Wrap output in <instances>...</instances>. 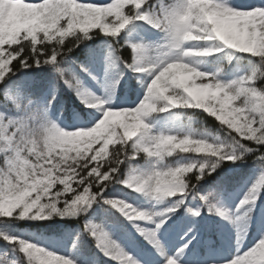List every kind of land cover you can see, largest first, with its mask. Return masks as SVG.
<instances>
[{"label": "trees", "instance_id": "16d2710c", "mask_svg": "<svg viewBox=\"0 0 264 264\" xmlns=\"http://www.w3.org/2000/svg\"><path fill=\"white\" fill-rule=\"evenodd\" d=\"M51 2L55 3L56 0H51ZM78 2L109 3L111 0H71V3L78 4ZM217 2H224V0H217ZM18 3L14 8L17 11L23 10L25 17L31 19L36 18V13L40 10L39 6L45 1L35 4H25L23 1ZM128 3L129 0H118L117 9L104 11L95 21L82 16L77 10L74 14L75 18L71 21L73 28L82 29L83 32L85 29L88 31L100 24L103 16L121 19L122 8ZM176 3L177 0H145L141 8L155 15H162L164 11L171 10ZM230 3L246 6V0H230ZM135 11L133 9L129 13L133 19L116 35L94 29L87 35L78 32L68 38L65 37V42L61 47L71 50L66 54L62 53L57 58L58 66L65 70L63 77L56 71V65L50 63L33 64L31 67H21L19 70L5 74L4 79H7L8 84L0 86V113L5 115L6 120L0 119V123L4 122L6 129L4 133L0 131V135H3L0 138V144L7 139L5 145H9L10 153L15 154L16 157L9 166H4L3 155L0 156V202L8 200L9 208H22L26 205L51 206L53 204L62 208L63 200L71 199L73 192H76L78 197H82L83 201H75V206L79 208L75 215L54 214L43 220L30 217L20 218L16 215L0 217V233L3 234L0 235V264H30L29 257L21 251L18 240H25L54 254L58 253V256L72 260L73 264H121L120 260L107 254L104 248L98 247L97 238L85 230V224L105 228L104 232L107 233L108 238L115 241L131 257L141 254L145 248L132 236H128L125 218L117 212L115 207L105 202L108 199H117L148 212L144 208H139L140 199L125 187V183L120 182L129 174L138 173L140 181L150 179L153 187L157 181L159 185L174 182L175 187L176 183L195 184L194 188L188 187L183 193L178 192L167 197L164 208L173 209L172 217H174L175 215L189 216L191 212L188 209H194L197 202H201L204 208H208L200 199L201 195L212 193L213 199L216 200L222 192H228L244 184H256L264 171L257 159L259 153L264 152V142L249 140L259 136L260 128L264 127V60L235 50H222L201 61L185 58L195 62L199 70L209 72L223 82L247 74L252 79H246L243 87L257 90L256 95L249 91L247 96L241 95L239 99L231 101L223 97L221 92L213 96L207 105L215 112L217 119L202 110L187 107L176 109L175 112H178L176 115L181 117L184 122L181 125L184 127L167 132L164 136L189 135L192 139H205L215 144V148L211 151L216 152L217 155L223 150L225 152L231 150L239 154L241 149L236 143L247 145L252 149L240 159L220 160L214 170L206 171L198 181L196 180L198 169H195L197 164L202 161L214 162L219 160V157L183 152L179 149L169 153L170 145H163L158 149L155 138L160 136V131L157 124L164 118L163 113L168 108L163 111L145 110V116L139 118L141 128L137 132L138 135L144 136L143 139L129 138L125 135L126 126L131 127L138 123L135 112H128L123 117L112 120L110 122L113 129L111 133H108L107 126L94 130L72 131L76 128H90L85 127L81 119L88 118L93 110H97L99 119L101 118L103 113L100 108L86 107L81 99L84 96L88 99L97 97L106 100L100 93V84L107 88L112 85V91L119 92L118 97L115 98L119 101L121 94L122 98L130 100H142L146 95L148 86L146 74H141L134 67L129 66L135 64V48H132V45L141 44L139 38L143 35L141 32L142 19L135 18ZM63 26L64 20L62 19L61 23L56 25V30L48 29L49 34L45 37V30L38 26V21L27 27L11 29L0 19V38L4 40V43L0 45V50L3 51L0 57H3L7 51L6 44L12 47L17 44V40L20 43L21 38L27 40L25 37H30L32 30H35L37 34L35 44L44 43V40H47L49 43L47 46L51 47L54 44L52 41L60 42L59 30ZM22 33L23 36H21ZM148 33L152 36H162L167 32L163 28H157V32ZM77 37H80L79 43L73 45L72 42L77 40ZM185 44L187 47L204 46V43L197 44L195 41H188ZM23 47L28 48L29 45L25 44ZM15 57L16 54L13 53L8 62L11 63ZM143 59L145 67L152 62L148 58ZM88 77L95 78L96 83L91 84L90 79L87 80ZM65 79H69L70 84L65 83ZM206 79L212 80V77ZM190 80L193 78L190 77ZM0 85H3V80ZM15 85H21L26 97L32 98L38 104L47 103L49 98L54 96L55 99L48 106V112L39 118L33 115L31 118L23 117L7 121V119H16L20 115L10 98ZM194 85L197 83L193 80L191 84L185 86ZM78 92L80 95L77 94ZM139 103L137 102V105ZM110 106L124 107L119 104L112 105L110 101L102 107ZM161 107H163L162 104ZM240 108L244 111H238ZM227 109L233 110V116L230 119L227 117L229 112ZM52 119L68 131L58 133L53 127ZM231 120H235L237 124ZM117 129H119L118 132ZM142 131L144 135L141 134ZM30 148H36L37 151L50 150L48 161L38 163L35 156L29 153ZM145 148L151 152L159 151L160 156H149L143 152ZM136 151H140L137 158L125 160L136 154ZM24 159L29 162L27 165L22 163ZM189 164L195 166L192 172L176 171L178 167H188ZM115 169H117L114 174L116 178L102 182L110 179V173ZM101 170H104V175L97 181L95 177L100 176ZM89 176L93 179L89 180ZM85 180H89V183L81 189V184ZM100 182L105 184L101 196L93 200L90 205H84L88 200L94 199L93 192L97 191L95 187L92 190L91 185ZM149 194L157 195L151 190ZM259 195L260 202L264 203V184L260 187ZM196 217L200 225L210 223L204 213ZM66 226H72L73 230L66 233L64 231ZM114 226L119 229L113 230ZM210 226L211 224L205 225L203 228L206 234L211 232ZM61 235H64L65 239L63 247H59L58 243V236ZM5 237H16L17 240L11 242ZM35 255H38L40 259H36ZM31 260L35 264H50L48 261H52V258L44 252L34 254Z\"/></svg>", "mask_w": 264, "mask_h": 264}, {"label": "clouds", "instance_id": "9594fccd", "mask_svg": "<svg viewBox=\"0 0 264 264\" xmlns=\"http://www.w3.org/2000/svg\"><path fill=\"white\" fill-rule=\"evenodd\" d=\"M137 8L141 6L143 0H129ZM0 7H7V5H0ZM36 13L38 26L43 28L45 37L48 36V29L52 28L56 30V25L64 20V26L59 30L60 44H64L65 37H70L76 33H81L83 30H76L73 28L71 21L75 18L74 14L77 10L80 11L82 16L89 17L95 21L99 15H102L104 9L94 5H83L71 3V0H56L52 3L51 0H45L44 4L39 6ZM142 19L148 21L151 24H155L159 27L160 21L158 18L150 19L147 14H143ZM127 17L123 19L117 18L118 23H108L109 17L103 16L102 22L96 27L103 33L116 35L123 28L127 22ZM94 29H89L88 32ZM115 30V32H113ZM167 34L170 40L169 49L176 50L174 58L168 60L157 68L158 61H152L145 68L144 64H137L135 67L140 72H153L155 73L147 86L146 95L140 101V103L134 108L124 107H102L107 101L97 97H90L87 100L82 101L88 107H97L102 111V116L96 123L90 128H76L72 131H85L94 130L101 127H108V133H111L113 129L110 126V122L114 119L123 117L128 112H135L138 123L131 127H125V135L129 138L136 136L137 132L141 128V122H139V113L145 110H155L156 104H162L165 108L172 106L191 107L203 110L204 112L211 114L216 119L214 111H206L199 107L198 96L203 94L205 89H217L221 92L223 97L227 100H237L241 95L247 96L249 91L253 95L257 94L256 89H245L243 84L246 79H252L247 74L241 75L236 79L228 82H223L216 79L214 75L209 72L201 71L196 66V63L190 59L185 58H198L208 57L213 53H220L223 49L235 50L239 53L248 54L250 56L258 57L260 60H264V7H246L242 4H232L230 0H224V2H217V0H177L176 5L170 10L167 19ZM26 39L30 38L35 44L37 42V34L35 30L31 31V35L26 36ZM80 37H77L79 40ZM210 42L211 46L206 47H183L185 42ZM19 42L18 40L16 41ZM4 43V40L0 38V45ZM3 55V51L0 50V56ZM9 63V62H8ZM0 69H5V61L0 59ZM10 70V69H5ZM185 74L190 75L193 80L200 86L198 93H191L187 87L179 82L178 78ZM207 77H212V80H207ZM189 80V84L193 82ZM214 81V82H213ZM152 90L156 93L153 97H148V90ZM164 108H161L163 111ZM238 111L243 112L244 109L240 108ZM54 129L58 133H65L66 129L60 127L56 120L52 119ZM119 129H117V132ZM106 133V135L108 134ZM163 145H170L168 151L179 149L183 152H195L199 154H206L216 156L217 153L211 151L215 148V144L210 143L205 139H192L189 135L177 136L168 135L167 142L165 144H157V148H161ZM207 150V152H206ZM29 153L35 156L36 161L47 162L50 157V150L37 151L36 148H30ZM160 154L159 151H157ZM226 159H232L226 157ZM205 164H201L200 168L203 169ZM22 163L27 165L29 162L24 159ZM43 166V165H41ZM35 167V165H33ZM195 166L186 167L180 166L177 168V172L192 171ZM127 184L128 181H125ZM132 187V185H130ZM182 184L176 183L175 191H180ZM172 194H174V192ZM118 203H123L118 201ZM69 210L66 206V209ZM63 211L55 204L33 206L26 205L22 208L10 207L5 208L0 206V217H12L14 215L20 218H39L41 220L50 218L54 214L59 215ZM5 239L17 240L16 237H5ZM21 251H23L30 259L34 254H42L46 250L35 244L29 243L25 240H19ZM261 242H258V244ZM258 250H264V244Z\"/></svg>", "mask_w": 264, "mask_h": 264}, {"label": "rangeland", "instance_id": "374dc122", "mask_svg": "<svg viewBox=\"0 0 264 264\" xmlns=\"http://www.w3.org/2000/svg\"><path fill=\"white\" fill-rule=\"evenodd\" d=\"M259 1L264 4V0ZM2 8L3 7H0V10H2ZM15 12V15H9L8 17L1 19L7 27L14 29L34 23V20L27 19L24 13L23 15H20V10L17 11L15 9ZM169 44L170 42L159 43L154 47H151V42L142 43L141 47L136 49V65L142 64V57L146 55L159 60L161 65L174 58L176 50H170L168 46ZM178 80L179 82L187 85L189 84V75L185 74L184 76L179 77ZM199 87L200 86L197 84L194 86H188L187 89L189 92L195 94L199 92ZM218 93L219 90L215 88L205 89L203 94L198 96L197 102L199 107L211 112V108H209L206 103ZM169 107L172 109L183 106L170 105ZM228 110L229 112L227 113V117L230 119L231 116H233V110L227 109V111ZM96 117L97 113L94 112L89 119V123L93 124ZM175 121V117L169 116L162 122V127H172ZM231 121L237 124L235 120ZM3 128L5 129L6 127L4 122H1L0 131L3 132ZM2 136L3 135L1 134L0 138H2ZM5 140L7 139H4V143L0 144V155L5 154V164H9L15 159L16 155L10 153V147L9 145H5L7 142ZM128 178L132 187H129L127 184H125V186L129 190L135 192L137 197L146 194V191L136 190V185L138 183H144L140 181L138 173L129 174ZM175 188L174 182L160 185V189L163 191ZM251 188L252 187L237 189L236 191L229 193L227 196H222L216 203V207L218 209L226 212V216H221L216 213L218 222V237L216 240L207 239L206 237L203 238L204 236L201 233H196L193 230L196 226V221L194 220L188 219L183 224L181 223L182 218L180 216L171 220V218H169V214H171L172 211L170 209L161 210L163 204L166 202V196L155 198L153 201L147 197L143 199L145 202H139V206H144L143 204H145L146 207L149 205L152 206L150 213L153 211L155 215L147 212L152 216L151 220H129L116 207V210L126 218L131 233L137 236V238H142L148 247L147 251L142 256L133 258L138 262V264H166L168 259L176 260V264H231V261L235 259L237 255H243L245 252L253 248L261 239H264V207H258L257 205L256 200L258 199V194L256 193L255 199L238 207L241 200L244 199ZM258 190L259 188L257 189V192ZM0 206L9 208L10 205L8 200H3L0 202ZM195 209H199V211H201V205L198 204ZM160 219H165V224L156 231V239L159 241L157 245L150 242L146 233L155 229L156 223ZM169 221L171 224H169ZM140 228L145 230V234L140 232ZM86 230L90 229L86 228ZM189 240H191V243L188 244L187 248H185L184 245ZM99 247L104 248L100 244ZM239 264H264V250H257L253 256L242 258L239 261Z\"/></svg>", "mask_w": 264, "mask_h": 264}, {"label": "snow or ice", "instance_id": "6c2138e0", "mask_svg": "<svg viewBox=\"0 0 264 264\" xmlns=\"http://www.w3.org/2000/svg\"><path fill=\"white\" fill-rule=\"evenodd\" d=\"M23 2L25 4H35V3H38L39 0H23ZM144 3H145V0H143V3L141 4V6ZM15 4H16V0H0V5H7V7H3L2 10H0V19L8 17L9 15H15L16 14L15 8H14ZM78 4L94 5L97 7H101L104 9L105 12H108V11H113V10L117 9L118 0H111V2H109V3L78 2ZM141 6L137 8L133 3L129 2L125 7L122 8V18L121 19H123L124 17L128 18L127 22L124 24L123 28L129 23V21L131 19H133V16L130 15L129 13H131L133 11V9H135L136 10L135 11V18L142 19L141 17L143 14H147V16L150 19H152L153 17L158 18L160 21L159 27H157L155 24H153V25L157 28H163L167 32V19H168L170 10L164 11L162 15H155V14L144 11L141 8ZM258 7H264V6H258ZM19 14L23 15V10H21V12ZM108 17H109L108 23H110V24H115V23L119 22V21H117V19H114L112 16H108ZM142 20H144V19H142ZM93 29H99V28H97L96 26H93ZM113 32H115V30H113ZM81 33H84L85 35H87L89 32L85 29V31L81 32ZM23 35L24 34L22 33L21 36H23ZM41 39L44 40L43 36H41ZM25 42H27V43H25ZM52 42H54V44L51 43L52 44L51 47L47 46L49 44L47 40H44V43L35 44L33 46V42L31 39L25 40V39L21 38L20 43L14 44L12 47H8V45L6 44L5 48L7 49V51L5 52L3 57H0V59L5 61V69H10V70H5V69L0 70V80H3V85H0V86H4V85L8 84L7 79H4L6 73H8L10 71H14V70H19V68H21V67H24V68L31 67L33 64L39 65L42 63H50L53 65H56V71L59 72L61 74V76L63 77L65 70L58 66L57 58L59 56H61L62 53L66 54L71 49L61 47L63 44H60V42L58 40L52 41ZM72 43H73V45L78 44L79 40H75ZM25 44L29 45V47L24 48L23 45H25ZM41 45H44V47H41ZM140 47H141L140 44H133L132 45V48L139 49ZM13 53L16 54V57L14 60H11V63H8V61L11 58ZM13 61H15V63H13ZM129 66L130 67H136L137 65L132 64ZM154 74L155 73H153V75ZM65 83L70 84V80L65 79ZM77 94L80 95L79 92ZM147 94H148L149 98L156 95V93L150 89L148 90ZM10 98H11L15 108L20 113V115L16 119H7V121H14V120H17V119L23 118V117L31 118L33 115H35L37 118H39L45 112H48V106L51 104L52 100L55 99V97L52 96L49 98L47 103H44V104L35 103L32 98L26 97V93L24 91V88L21 85L13 86V90L11 92ZM81 98L85 99V100L88 99L87 97H84V96H82ZM161 108H164V110L166 109L164 107V105H163V107H161V104H156L155 110H149V111H161ZM142 116H145V111H142L141 113H139V118ZM0 119L6 120V117L3 113H0ZM145 127L148 128V126H145ZM142 133H143V135L145 134L143 131L141 132V134ZM260 133L261 134L259 136H257L255 139H249V138H246V139L253 140V141H256L258 143H262V142H264V127L260 128ZM241 138H244V137H241ZM155 140L157 141V144H165L167 142V136L161 135V136L156 137ZM236 144L241 149L239 154H236L235 152H233L231 150L227 151V152H225L223 150L219 155L215 156V157H219V160H216L214 162H212V161L207 162L206 166L203 169L200 168V165L205 164L206 161L199 162L197 164V166L195 167V169H198V175L196 176V180L198 181L199 179H201L204 176L206 171L214 170L216 165L219 163L220 160L226 159V157L232 158V159H228V160H237V159L242 158L245 155V153L252 151V149L249 148L247 145H243L241 143H236ZM143 152L147 153L149 156H155V157L160 156V154H158L157 152H151L148 148H145ZM139 153H140V151H136V154L127 157L125 160L135 159L138 157ZM257 159H258L262 169H264V152L259 153ZM188 167H191V165L189 164ZM193 169H192V171H193ZM86 171H87V169L85 170V172ZM192 171H190V172H192ZM116 172H117V169H115L114 171H112L110 173V179H105L102 182L111 181L112 179L116 178V176H114V174ZM154 174L158 175L159 173H154ZM103 175H104V170H101L100 176L95 177V179L97 181H99L100 177H102ZM173 175H175V173H173ZM92 179H93L92 176H89V180H92ZM184 179L186 181L185 177H184ZM89 180H85L83 182V184H81V189H83L85 184L89 183ZM125 181H128L127 185L129 187H131L130 186L131 182H130L128 177L121 179L120 182L125 183ZM102 182H100L98 184L93 183L91 185L92 190L95 187V188H97V191L93 192L94 193V199L88 200L87 203L84 205H90L93 200H95L97 197L101 196L103 188L105 187V184ZM262 184H264V171H262V174H261L259 180L256 182V184H254L252 186V188L247 193V195L244 197V199L241 200L240 205H238V207L248 203L250 200L255 199L257 189ZM188 187L194 188L195 184L189 185L188 183H186V185H182V188L180 191H175V189L163 191L160 189L158 181L155 184V186L153 187L151 180L147 179L144 181L143 184L138 183L136 185V190L137 191L151 190L157 194V198H160L161 196H168V197L173 196V194H172L173 191H175V193H178V192L183 193V192H185L186 188H188ZM200 199L207 205L209 211L216 212L217 214H219L221 216H226L225 211H222L216 207L212 193H208L206 195H201ZM76 200L83 201V198L78 197L76 192L72 193L71 199H64L63 200V207L60 208L63 211H61L59 213V215L60 216H64L66 214L75 215L77 210L79 209L75 206ZM118 201H121V200L108 199L105 202L112 205L113 207H117L119 209V211L121 213H123L129 220H133V219L151 220L152 219V216L149 215L147 212L140 210V209H137V208H134L131 205L124 203L123 201H122L123 203H118ZM66 206L68 209H70V211L64 210V209H66ZM188 211L191 212L193 215H199L200 214L199 209L189 208ZM164 224H165V219H160L156 223L155 229H152L146 233L150 242H152L153 244L158 245L159 241L156 239V231L158 229H160ZM86 228H89L91 230V234L97 238L98 244H100L104 247L105 252L109 255H112L115 259L120 260L121 264H138V262L134 258H132L130 254L125 253L123 251V249H121L120 246L115 241H111L108 238L107 233H105L103 231V229H101L98 225L89 224V225H86ZM139 230L142 234H145V230L143 228H140ZM0 235H3V234L0 233ZM259 242H261V243H259V244L257 243L253 248H251L250 250L245 252L243 255H237V257L231 261V264H239V261L242 258L253 256L257 252V250L261 247V244H264V239H261ZM190 243H191V240H189L184 245V247L187 248L188 244H190ZM45 252L47 253L48 256H50L52 258V264H73V261L70 259L55 255L52 252H48V251H45ZM29 260H30V264H35V262H33L30 258H29ZM166 264H176V260L168 259L166 261Z\"/></svg>", "mask_w": 264, "mask_h": 264}]
</instances>
